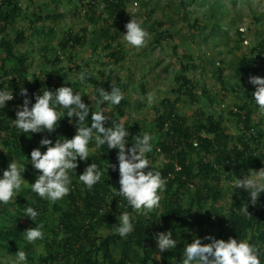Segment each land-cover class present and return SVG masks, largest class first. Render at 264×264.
Wrapping results in <instances>:
<instances>
[{
    "label": "rangeland",
    "instance_id": "rangeland-1",
    "mask_svg": "<svg viewBox=\"0 0 264 264\" xmlns=\"http://www.w3.org/2000/svg\"><path fill=\"white\" fill-rule=\"evenodd\" d=\"M17 1L22 7V12L9 30L14 36L19 32H25L26 39L19 44L17 53H27L29 56L27 63L29 79L31 81L39 79L44 86H50L49 83L54 89L61 86L72 87L74 92L83 96V102L93 111L97 110L96 100L99 99L95 88H103L110 92L112 84L114 86L121 84V91L124 94L121 101L124 115L117 112V106L106 103L100 106L111 110L107 113L110 117L115 113L120 122L127 128H132L135 135L146 132L153 137V151L158 147V152L153 153L156 157L154 163L156 166L164 167L170 161L174 162L171 155L160 150L158 142L167 140L169 135L166 131L159 130L157 118L165 110L167 99L174 100L178 96L176 90L181 86L183 82L181 76L184 74L195 84L192 95L183 93L177 103L178 113L186 126L195 131L196 126L206 120V116L213 115L223 121L225 133L230 136L226 139L229 147L240 144L239 136L243 134L249 138L257 136L256 140L251 138L253 152L258 156L264 154V114L260 112L253 99L255 86L249 83L250 76L264 77V54L260 55L264 45V0H123L120 18L116 23L115 18L109 16L104 0ZM48 12H61L63 17L58 21L39 17L41 14L44 17ZM131 18L138 20L150 34L147 46L142 49L129 46L123 39V33L126 32L125 24ZM72 31L83 38V43L64 46L62 42L67 40ZM245 57L257 59L255 67L248 71L249 77L240 71L241 61ZM81 72L90 76L89 81L86 79L84 83L80 82ZM47 89L51 90L50 87ZM147 92L153 94L152 103L147 102L145 96ZM245 105L251 112L252 131L246 128L243 121L248 110H240L241 106ZM239 112L243 118L238 115ZM76 120L77 118L71 120V125L75 128ZM112 126L113 122L110 120L106 127ZM60 136L64 137L62 134ZM43 138L50 139L47 135L41 137ZM41 139L38 140L36 148L43 153L46 147L40 144ZM4 140L0 137V173L3 174L7 169L8 163L16 162L25 167L22 173L25 182L20 194L6 205V209L4 204H0V231H7L9 221L18 217L20 220L17 222L24 231L42 224V231L46 236L42 240L30 243V249L25 248L28 242L25 232L15 240L1 236L0 260L4 264H70L74 258L70 259L67 252H62L63 248L57 246L63 237L67 236L63 221L64 211L69 210L71 205L70 197L67 195L57 201V208L54 207L55 203H52L47 209L37 211L40 215L35 222L20 215L18 210L25 212L27 208L24 198L31 190L30 184L35 182L40 173L31 164L32 149H29L28 153H23L22 148L18 146L19 142L30 147L32 140L28 134L20 136L18 141L12 136L8 139L10 146ZM89 149L90 155L97 152V148L91 143ZM8 151L9 158L5 155ZM149 155L150 153L146 154ZM202 156L201 149L191 153L195 168L200 167L196 161ZM147 158L153 162V158ZM215 160L218 162L217 157ZM218 167L222 170L223 176L219 188L220 197L216 202L211 195L208 201L200 203L196 197L198 184L179 188L181 203L187 212L201 209L210 213L216 220L222 216H230L235 192L233 184L241 177L237 167L229 169L221 163ZM229 175L232 179H229ZM75 181L77 182L70 186L82 197L85 185L80 180ZM209 181L216 186L215 180ZM203 184V181H200V185ZM177 188L178 185H175L173 191ZM32 196L31 193L27 195L29 199ZM170 196L163 192L160 207L147 216L135 210L133 216L135 221L145 222L147 228L155 233L154 237L160 228L159 215L165 210V199ZM18 200L21 201L17 203ZM80 202L82 213L78 225L88 227L93 223L94 227H91L93 238L100 239L110 234L108 227L96 222L99 215L93 217L97 203H86L82 199ZM104 203L106 209L116 210L117 217L123 212L121 204L115 201L109 190H105ZM103 212L99 210L100 214ZM133 225L135 228V224ZM161 230L165 232L164 229ZM177 237H180V233ZM194 238L195 230L184 232L185 243H191ZM176 240L182 244L181 239ZM201 240L202 243H207L205 239ZM247 240L260 248V243L254 238L250 237ZM133 247L135 248L134 244ZM175 249L181 250L178 247ZM19 250L26 253L25 262L17 260L16 252ZM57 250L60 251V255ZM49 253L52 257L43 261L42 258L48 257ZM136 255L139 259L133 264H142L143 253ZM162 255L158 250L154 258L161 259ZM260 260L261 264H264L263 255L260 256ZM180 261L178 255L171 260L173 264H180Z\"/></svg>",
    "mask_w": 264,
    "mask_h": 264
},
{
    "label": "trees",
    "instance_id": "trees-1",
    "mask_svg": "<svg viewBox=\"0 0 264 264\" xmlns=\"http://www.w3.org/2000/svg\"><path fill=\"white\" fill-rule=\"evenodd\" d=\"M110 17L115 18V23L118 18H120V13L122 11L123 0H104ZM22 12V7L17 0H0V90H6L13 92L14 99L7 102L5 108H0V137H3L5 143L9 145L8 139L15 136L16 141H18L20 136L28 134L32 144L27 147V144H21L18 142V146L22 148L23 153H28L29 149H35L38 140L44 135H47L53 144L57 139L64 138L71 139L75 133L76 128L71 125V120L66 116L61 117V121L53 133H48L44 131L42 133H23L16 127L13 128V120L16 119V110L19 106L23 104L25 97L20 95V89H27L28 96L30 100L29 107L31 104L35 103V95L41 94L47 87H50L51 91L56 89L50 86H44V84L39 80L35 79L31 81L28 77L29 67L27 65L29 61V56L27 53H17V48L19 44L26 39L25 32H19L18 35L14 36L10 32L9 28L16 21ZM43 19H48L52 21H58L63 17L61 12H48L42 17ZM37 31V28L36 30ZM162 37V34H160ZM64 46L77 45L83 43V38L79 34L73 31L69 33L66 41L62 42ZM264 54V45L262 52ZM257 63L256 57L243 58L241 61L240 71L244 72L247 77H249V69L255 67ZM59 74V73H58ZM183 80L181 86L176 90L178 96L174 99H167V105L163 112L160 113L157 118V126L159 130L166 131L169 138L167 140H161L158 142L161 152L172 156L174 162L167 163L164 167H158L154 163L156 157L153 153L158 152V147H156L153 152L150 153V158H153L151 166L153 170L159 171L162 177L166 180V205L165 210L159 215V220H161L160 228L157 232H165L171 230L173 233V238L181 239L182 244L178 243V248L180 251L172 250L165 251L162 254L161 259H155L154 254L158 252L157 243L155 241L154 232L147 228L145 222L135 221L133 218L135 210L132 209L126 199L122 196H114L113 189H119V171H118V150L117 149H107V145L102 146L97 149V152L90 155L88 160L81 161L77 160L78 167L75 171H70L69 175L71 177V184L79 180V175H81L85 168L91 164L96 163L100 170L103 172L100 182L93 186L89 190L85 185V190L83 193L77 194L70 187V208L64 211V221L63 225L66 227L67 236L63 237L62 241L58 243V247H62V252H67L69 258H74L70 264H133L138 261V256L136 254L143 253L141 258L142 264H173L171 260L178 255L182 258L184 251L185 241L183 240V235L185 231H196V238L204 239L207 236H212L215 239H223L227 241L230 237L240 240H247L252 237L258 243H260V249L264 256V194L261 193L258 204L254 207L251 204L248 206V211L251 214V218H248L241 214L240 206L246 204L249 201L248 192L245 189L235 188L233 202L231 203V214L229 217H221L216 220L210 213L203 212L201 209L193 212H187L181 203V195L179 188L183 186L198 184L196 197L200 203L208 201V198L212 195L215 202L219 200L220 197V184L222 181V170L218 167L221 163L222 166H226L231 169L233 167L238 168V173L241 178L248 174L249 169H261L264 168V154L255 155L252 148L251 138L257 139V136L247 137L246 134L239 136L240 144H236L233 147L228 146L229 134L225 133V128L223 126V121L216 119L213 115L206 116V120L199 123L196 126V130L193 131L191 128L186 126L183 118L178 113L177 103L181 100L183 93L192 95V88L195 86L194 82L187 75H182ZM121 89V84L115 85ZM190 90V91H187ZM194 97V96H192ZM83 100V98H82ZM120 115H124L123 106H117ZM247 109V105L241 106L240 110ZM59 111L65 112L64 109H58ZM92 110V109H91ZM248 110V109H247ZM93 111V110H92ZM107 114V113H106ZM108 115V114H107ZM242 117L241 112L238 114ZM109 116V115H108ZM110 117V116H109ZM86 120V123H91V113ZM116 120L120 122V119L114 113L110 117L109 121ZM109 121L107 123H109ZM245 126L248 130L252 131V118L250 110L247 111L245 118H243ZM9 123V124H6ZM106 123V125H107ZM105 125V126H106ZM130 132L129 144L127 147H131V138L135 134L132 132V128H128ZM62 134L64 137H61ZM254 134V133H253ZM255 135V134H254ZM260 135V137H262ZM91 144L95 146V141H90ZM10 146V145H9ZM200 147V148H198ZM196 149H201L203 151V156L198 162L200 167L195 168V161L191 160V153ZM6 157H10L9 151L5 154ZM218 158L216 162L215 158ZM208 158H211L208 160ZM108 162L110 164L116 165V170L109 168L107 170ZM3 174L0 173V178ZM232 179V176H228ZM215 180V185L213 186L209 181ZM200 181H203V186L200 185ZM175 185H178L176 191H173ZM216 187V188H215ZM105 190H109L110 193L115 198L116 202H119L122 206V210L130 213L132 217V223L135 224L134 231H132L126 237H121L117 232L116 228L119 226L118 217L116 215V210L114 208L106 209L104 203V193ZM32 194V198H28V194ZM205 194V195H204ZM26 198H24L27 207H32L36 211L40 209H47L50 204L49 200L41 198L33 192L28 191ZM86 203H97V209L93 213V217L99 218L96 222L99 225H103L110 229V234L106 237L100 239L93 238L91 235V227H94L93 223H90L88 227H81L78 225L80 214L82 213V204L80 200ZM21 200H18L19 203ZM55 208L58 207V202L54 205ZM6 209V205L5 208ZM103 214L99 213V210ZM18 213L25 216V212L18 210ZM38 214L37 217H39ZM15 220H10L9 227L7 231H0V237L4 236L8 239L15 240L24 234L23 227L17 221L20 219L14 218ZM218 231V232H217ZM180 233V237L177 234ZM217 233V234H216ZM204 235V238H203ZM44 236L46 234L44 233ZM55 243H56V239ZM207 243H211L207 240ZM135 245V248L133 246ZM9 248V247H8ZM26 249H30V243L25 244ZM134 249V250H133ZM58 251V250H57ZM60 255V251H58ZM27 256V255H26ZM52 257L51 253L48 257L42 258L43 261L48 260ZM0 264H4L0 260Z\"/></svg>",
    "mask_w": 264,
    "mask_h": 264
},
{
    "label": "clouds",
    "instance_id": "clouds-1",
    "mask_svg": "<svg viewBox=\"0 0 264 264\" xmlns=\"http://www.w3.org/2000/svg\"><path fill=\"white\" fill-rule=\"evenodd\" d=\"M139 5H137L138 7ZM126 32L123 39L126 43L136 49L147 46L150 34L141 26L138 20L131 18L125 24ZM90 76L81 72L79 80L84 83ZM249 83L255 86L252 93L259 110L264 114V77L254 75L249 77ZM99 94L96 100L97 110L92 111L88 104L82 100V95L74 92L72 87L61 86L55 91L44 90L41 94L35 95V103L29 107L30 100L27 98V89L21 88L20 95L25 97L23 104L16 110L14 126L23 133H42L56 131L61 117L66 115L70 120H76V133L71 139L60 138L53 141L43 138L40 141L46 147L45 152L39 148L31 151V164L40 174L34 183L30 184L31 190L39 197L56 203L70 193L71 177L70 171L78 167L77 160L86 161L90 156L89 143L95 141L97 149L107 145V149L118 150V171L119 189H113L114 196H122L128 205L143 215L160 207L162 193L166 189V180L159 171L153 170L150 160L146 154L153 151V137L146 132L134 135L131 138V147L128 128L123 122L113 121L112 127H106L110 117L106 114L110 109L102 108L100 105L106 103L111 106L120 105L124 94L119 87L112 84L111 91L103 88H95ZM147 102H153V94H145ZM14 99L13 92L0 90V108H5L7 102ZM90 99V98H89ZM91 100V99H90ZM92 101V100H91ZM58 109H64L65 112ZM91 113V123H86ZM116 170V165L108 162L107 170ZM25 167L16 162L8 163L7 169L3 171L0 178V204L7 205L20 194L25 180L22 173ZM103 172L96 163L89 164L84 172L79 175V180L91 190L94 185L100 182ZM234 188L245 189L248 192L249 201L240 206V212L251 218L248 206L258 204L261 193H264V168L259 171L249 169L248 174L243 178H237L233 184ZM25 216L35 222L38 212L32 207L25 209ZM119 226L116 232L121 237H126L134 231L132 217L129 212H121L118 216ZM43 225H36L28 228L25 238L29 243L44 238ZM158 249L161 253L177 248V240L173 239L171 230L159 232L155 236ZM204 239L211 243H202L200 238H194L191 243L184 244V251L180 264H261L260 256L262 250L249 240L229 238L215 239L207 236ZM16 258L20 262L27 260L26 253L22 250L16 252Z\"/></svg>",
    "mask_w": 264,
    "mask_h": 264
},
{
    "label": "built area",
    "instance_id": "built-area-1",
    "mask_svg": "<svg viewBox=\"0 0 264 264\" xmlns=\"http://www.w3.org/2000/svg\"><path fill=\"white\" fill-rule=\"evenodd\" d=\"M138 4V2H136V5Z\"/></svg>",
    "mask_w": 264,
    "mask_h": 264
}]
</instances>
